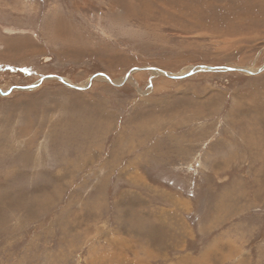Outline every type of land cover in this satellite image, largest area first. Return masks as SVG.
Listing matches in <instances>:
<instances>
[{"label": "rangeland", "instance_id": "rangeland-1", "mask_svg": "<svg viewBox=\"0 0 264 264\" xmlns=\"http://www.w3.org/2000/svg\"><path fill=\"white\" fill-rule=\"evenodd\" d=\"M0 90V264H264V0H0Z\"/></svg>", "mask_w": 264, "mask_h": 264}, {"label": "water", "instance_id": "water-1", "mask_svg": "<svg viewBox=\"0 0 264 264\" xmlns=\"http://www.w3.org/2000/svg\"><path fill=\"white\" fill-rule=\"evenodd\" d=\"M202 69H205V68H202ZM207 69H210V70H216V69H211V68H207ZM224 69H225V70H228V71H232V70H234V69H230V68H224ZM134 71H137V69L133 70L132 72H134ZM157 71H158V72H161V73H163L164 75H167V76H168L167 73H164V72L159 71V70H157ZM193 73H195V72H191V73H189L188 75H192ZM188 75L174 76V77H175V78H184V77H186V76H188ZM99 76H103V77H105L109 82H111L107 76H105V75H99ZM129 76H130V74L126 76L125 80H127V79L129 78ZM50 78H57V79H59L60 81H62V82L65 83V79H64V78H61V77H55V76H51ZM92 80H93V78H92ZM92 80H91V81H92ZM41 81H43V79H42ZM37 85H38V84L33 85V86H29V87H27L26 89H34V88L37 87ZM71 87H73V88H75V89H80V88L77 87V86H71ZM6 94H9V93H4V94L1 93V95H6Z\"/></svg>", "mask_w": 264, "mask_h": 264}, {"label": "bare ground", "instance_id": "bare-ground-1", "mask_svg": "<svg viewBox=\"0 0 264 264\" xmlns=\"http://www.w3.org/2000/svg\"><path fill=\"white\" fill-rule=\"evenodd\" d=\"M245 71H248V70H245ZM167 74H169V73H167ZM189 74V73H188ZM188 74H184V75H188ZM170 76H172V74H170ZM178 76H183V74H180V75H178ZM69 83V82H68ZM70 84V83H69ZM70 85H73V84H70ZM75 86V85H74ZM0 93H3L4 94V92H2L1 90H0ZM226 207V206H225ZM213 226V225H212ZM231 238V237H230ZM232 243V242H231ZM237 246V245H236ZM207 254V253H206ZM207 256V255H206ZM206 256H204L202 259H203V261H204V259H206ZM208 257V256H207ZM209 260H211V259H209ZM198 261V260H197Z\"/></svg>", "mask_w": 264, "mask_h": 264}]
</instances>
